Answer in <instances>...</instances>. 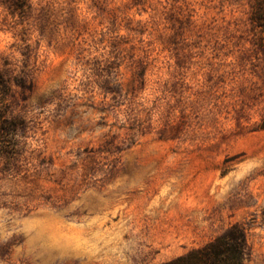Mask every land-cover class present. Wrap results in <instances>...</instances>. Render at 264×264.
Returning a JSON list of instances; mask_svg holds the SVG:
<instances>
[{"label":"rangeland","instance_id":"1","mask_svg":"<svg viewBox=\"0 0 264 264\" xmlns=\"http://www.w3.org/2000/svg\"><path fill=\"white\" fill-rule=\"evenodd\" d=\"M263 20L0 0V264H163L233 225L264 264Z\"/></svg>","mask_w":264,"mask_h":264},{"label":"trees","instance_id":"2","mask_svg":"<svg viewBox=\"0 0 264 264\" xmlns=\"http://www.w3.org/2000/svg\"><path fill=\"white\" fill-rule=\"evenodd\" d=\"M261 27L264 48V23H261ZM7 128L11 130L10 127ZM7 128L0 124V154L4 153L1 150H3L4 144L8 142ZM258 129L264 130V117L259 123ZM246 253L247 240L245 231L242 227L233 225L206 245L192 249L163 264H247Z\"/></svg>","mask_w":264,"mask_h":264}]
</instances>
